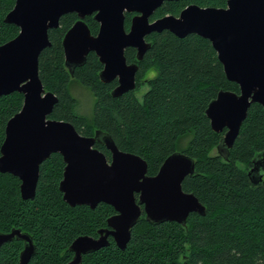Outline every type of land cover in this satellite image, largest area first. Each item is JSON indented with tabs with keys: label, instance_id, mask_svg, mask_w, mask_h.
Instances as JSON below:
<instances>
[{
	"label": "trees",
	"instance_id": "1",
	"mask_svg": "<svg viewBox=\"0 0 264 264\" xmlns=\"http://www.w3.org/2000/svg\"><path fill=\"white\" fill-rule=\"evenodd\" d=\"M192 3L225 7L227 0L165 1L150 19L177 16ZM13 4L0 0V45L19 31L4 21ZM130 17L125 14L126 29ZM76 20L75 13L61 16L58 26L48 31L50 45L38 57L39 78L57 97L49 117L69 121L85 136L95 130L109 134L119 149L146 160L148 175H154L172 152H184L194 159L195 173L185 177L182 189L205 206L204 215L190 213L185 225L151 223L142 213L124 248L108 237V245L83 255L80 264H264V182L251 184L247 175L255 157L264 158V108L259 103L249 106L227 158L211 153L225 129L213 131L205 110L218 91L238 92L239 87L226 78L208 39L196 34L178 37L168 30L148 35L150 46L141 60L134 48L125 50L127 62L138 65L134 90L114 96L117 80H100L102 64L94 52L72 74L64 66L62 38ZM84 20L96 34L99 24L93 16ZM149 71L154 75L146 77ZM75 82L92 93L89 114L79 110L70 90ZM143 85L147 89L140 101L136 91ZM22 102L19 92L0 96V146L6 122ZM94 145L110 158L104 144ZM63 168L59 153L46 158L32 199L21 197L16 176L0 172V232L20 228L29 233L35 249L26 264H66L73 256L71 242L80 235L97 237L115 213L106 203L93 209L68 205L59 190ZM22 248L23 241L16 238L1 244L0 264H19Z\"/></svg>",
	"mask_w": 264,
	"mask_h": 264
},
{
	"label": "water",
	"instance_id": "2",
	"mask_svg": "<svg viewBox=\"0 0 264 264\" xmlns=\"http://www.w3.org/2000/svg\"><path fill=\"white\" fill-rule=\"evenodd\" d=\"M172 0H14L4 21L19 31L0 45V96L19 92L23 95L20 110L6 122L0 146V172L20 180L24 199L35 195L40 164L53 153L64 161L59 190L70 206L95 208L111 205L115 213L98 236L80 235L69 245L73 252L66 264H80L82 256L109 244L124 248L131 230L142 213L151 223L175 221L185 225L192 212L205 214V206L192 192L182 189L185 177L195 173V161L181 151L169 154L154 175L147 174V162L138 154L118 148L112 137L95 130L85 136L65 120L49 117L56 95L46 90L38 75L40 52L50 45L48 31L56 28L61 16L75 13L77 20L62 38L64 66L70 72L94 52L102 69V82L117 80L114 96L134 90L138 69L128 63L127 48L143 58L150 46L146 37L168 30L178 37L196 34L212 44L225 76L239 91H218L206 110L213 131L225 129L216 145V154L227 158L240 126L252 103L264 108V0H227L225 7H202L192 3L177 16L164 15L150 20L154 11ZM125 12L134 13L128 29ZM98 22L92 34L85 17ZM99 142L110 152V159L95 147ZM247 175L251 184H260L264 175V158L256 156ZM16 238L23 241L19 264H26L34 253L29 233L14 228L0 232V245Z\"/></svg>",
	"mask_w": 264,
	"mask_h": 264
},
{
	"label": "rangeland",
	"instance_id": "3",
	"mask_svg": "<svg viewBox=\"0 0 264 264\" xmlns=\"http://www.w3.org/2000/svg\"><path fill=\"white\" fill-rule=\"evenodd\" d=\"M146 77H148V74ZM146 89L147 86L143 85L139 90L136 91V96L140 101L142 100V94ZM70 90L79 101V110L84 114H89L94 100L92 93L89 91V89L75 82L72 84ZM215 152L216 149H213L211 153H215ZM239 166L242 168L245 167V165L242 163H240ZM263 181H264V175H263Z\"/></svg>",
	"mask_w": 264,
	"mask_h": 264
},
{
	"label": "flooded vegetation",
	"instance_id": "4",
	"mask_svg": "<svg viewBox=\"0 0 264 264\" xmlns=\"http://www.w3.org/2000/svg\"><path fill=\"white\" fill-rule=\"evenodd\" d=\"M126 13H128V12H125V14H126ZM128 14H131V17L134 15V13H128ZM131 17H130V19H131ZM130 19H129V20H130ZM150 20H151V19H150ZM129 22H130V21H129ZM151 34H152V33H151ZM107 150H108V149H107ZM108 151H109V150H108ZM109 159H110V158H109ZM262 182H263V176H262ZM10 231H11V230H10ZM10 231H9V232H10ZM3 233H7V232H3Z\"/></svg>",
	"mask_w": 264,
	"mask_h": 264
},
{
	"label": "clouds",
	"instance_id": "5",
	"mask_svg": "<svg viewBox=\"0 0 264 264\" xmlns=\"http://www.w3.org/2000/svg\"><path fill=\"white\" fill-rule=\"evenodd\" d=\"M148 75H150V76H151V75H154V73H152L151 71H149Z\"/></svg>",
	"mask_w": 264,
	"mask_h": 264
}]
</instances>
